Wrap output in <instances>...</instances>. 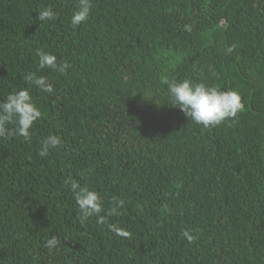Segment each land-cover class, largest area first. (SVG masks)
<instances>
[{
    "label": "trees",
    "instance_id": "trees-1",
    "mask_svg": "<svg viewBox=\"0 0 264 264\" xmlns=\"http://www.w3.org/2000/svg\"><path fill=\"white\" fill-rule=\"evenodd\" d=\"M77 4L0 0V102L28 88L42 112L30 139L0 138V264H264V0H92L73 26ZM37 49L71 67L40 69ZM163 77L235 90L244 110L196 124ZM49 134L62 146L40 157ZM69 177L122 215L81 224Z\"/></svg>",
    "mask_w": 264,
    "mask_h": 264
},
{
    "label": "clouds",
    "instance_id": "clouds-1",
    "mask_svg": "<svg viewBox=\"0 0 264 264\" xmlns=\"http://www.w3.org/2000/svg\"><path fill=\"white\" fill-rule=\"evenodd\" d=\"M92 9V0H78L76 9L73 11L70 21L73 26H79L88 21ZM57 13L52 8H44L38 11L37 19L41 22H48L56 19ZM183 30L192 31L191 24L183 25ZM40 69H51L52 71L64 74L71 67L68 60L58 61L54 54L37 49ZM29 84H34L43 92L54 93V85L44 76L35 73H27L24 76ZM161 83L167 85L170 103L184 112L190 121L204 127L218 126L224 121L234 118L244 110L240 94L235 90L222 91L209 87L203 82L193 83L190 79L177 81L163 77ZM42 117L41 110L36 106L31 92L28 88L20 89L7 96L6 100L0 102V138L8 139L13 136H21L30 139V129L34 122ZM13 125V127H9ZM62 139L59 135L49 134L41 142L38 151L40 157L48 156L50 150L62 146ZM70 189L76 204L78 205V217L81 224L89 218L96 217L97 223H104L106 213L108 216L122 215L121 209L124 200H114L109 209L104 208L102 196L95 190L83 186L76 179L69 177L64 181ZM109 230L118 236L131 238V232L122 229L117 224H109ZM183 238L189 243L196 240L190 230H184ZM56 237L46 240L44 247L51 250L58 245Z\"/></svg>",
    "mask_w": 264,
    "mask_h": 264
}]
</instances>
